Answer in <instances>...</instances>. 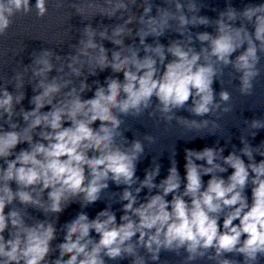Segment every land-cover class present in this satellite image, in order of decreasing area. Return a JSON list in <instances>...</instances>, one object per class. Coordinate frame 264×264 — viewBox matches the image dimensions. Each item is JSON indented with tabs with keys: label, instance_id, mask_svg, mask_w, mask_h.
Masks as SVG:
<instances>
[{
	"label": "clouds",
	"instance_id": "9594fccd",
	"mask_svg": "<svg viewBox=\"0 0 264 264\" xmlns=\"http://www.w3.org/2000/svg\"><path fill=\"white\" fill-rule=\"evenodd\" d=\"M170 2L174 11L156 6L152 15V0H142L139 16L125 15L133 12L137 0L72 3L69 7L75 14L89 21L78 44L70 45L72 51L66 56L52 49L34 52L31 64L5 78L0 87V121L4 122L0 124V264H106L105 257H130L131 264H147L140 248L153 262L160 260L162 251L179 255L181 250L186 253L184 264L205 257L216 264H259L264 257V159H255L256 155L264 157V144L253 147L241 137L239 153L232 150L227 156L222 155L223 148L185 149L183 178L174 156L166 178L154 183L160 174V164L155 163L138 183L136 168L144 144L124 137L121 117L139 116L155 98L166 121L176 119L189 129L201 130L209 125L208 120L175 117L174 110L185 109L189 101L187 111L196 117L220 109L212 86L222 75L220 65H231L240 73V93L251 95L264 54V3L249 4L240 11L228 5L212 20L198 15L201 8L195 0ZM46 5L47 0H35L38 17L47 14ZM56 6L64 7V0H57ZM32 9L31 0H0V36L6 34L12 16ZM96 16L120 22L111 29L103 23L93 27L90 21ZM173 22L174 31L182 38L165 46L159 37L172 29ZM133 24L139 25L135 32L130 27ZM213 24L215 34H195L202 45L197 51L189 26ZM133 37L139 44L126 45L125 38ZM148 37L155 38L154 42L146 43ZM105 40L119 50L107 49ZM242 48L233 60V54ZM105 69L123 73V81L113 76L106 78V86L95 81L94 96L84 99L83 94L92 90L88 77ZM29 72V84L35 82V94L29 101L33 107L17 110L25 99ZM73 77L80 78L78 86ZM8 85H14V91L10 92ZM219 97L225 103L231 98L226 90ZM46 107L50 110L43 111ZM230 111V106L223 109ZM97 121L99 126L94 128ZM211 123L213 129L219 127L215 121ZM245 124L253 130V138L257 130L264 129V119L245 120ZM145 139L154 141L152 136ZM24 143L28 147L16 151ZM229 168L233 171L225 178L221 174ZM204 176H210L206 184ZM109 181L124 186L119 196L124 202L120 222L109 207L93 219L81 211L63 225L65 235L63 242L55 245L59 253L55 259L51 257L57 222L37 219L29 224L20 208L11 207L15 203L29 206L44 217L55 215L58 221L71 203L78 202L86 209L100 200ZM145 188L148 195L140 201L139 193ZM93 231L98 240L90 234ZM226 254L242 256L243 261L226 258Z\"/></svg>",
	"mask_w": 264,
	"mask_h": 264
},
{
	"label": "water",
	"instance_id": "95a60500",
	"mask_svg": "<svg viewBox=\"0 0 264 264\" xmlns=\"http://www.w3.org/2000/svg\"><path fill=\"white\" fill-rule=\"evenodd\" d=\"M83 2V0H64V7L57 8V0H47L48 12L43 17H38L34 8L35 0H31L33 9L31 12L25 14L23 12H17L11 17V25L8 28L4 36H0V87H3L5 78H11L15 70L23 71L25 65L32 63V54L39 53L45 49H52L61 56H66L72 51L70 45L78 44L82 29L89 23L84 20L81 16L75 14V10L69 7L72 3ZM142 0H137V6L133 7V12L126 13L125 15H136L142 14L143 9L140 4ZM182 3L187 4L188 0H181ZM153 12L152 15L156 14V6L168 7L174 11V5L170 0H152ZM195 3L200 9L198 15L207 16L214 20L218 18V14L221 11H225L228 5L236 8L238 11L249 4L259 5L264 3V0H195ZM193 13H189L192 15ZM93 27H97L99 24L109 25V28L113 27L119 20L102 18L96 16L92 21ZM236 26H239L237 21ZM135 29L139 27L138 24L130 25ZM249 31H253L251 25H247ZM191 34L193 35V47L197 51L201 48V43L195 40V34L198 32H209L215 34L214 24L213 26H189ZM175 22H173L172 29L166 31L165 34L159 37V42L167 46L170 41L175 39H181L178 33L175 31ZM188 33H186L187 36ZM153 37L146 38V43H153ZM133 42L139 44V39L134 41L133 38H125V44L130 45ZM104 46L112 50L116 48L110 41H103ZM139 46V45H137ZM246 47V45H245ZM116 50H119L116 48ZM243 51V48L233 54L232 59H235L239 52ZM111 51L109 52V56ZM144 55L143 51L140 53ZM168 59H171L169 57ZM222 69V75L218 76L213 82V89L216 93V101L220 103V109L215 110L212 114L205 117L193 116L187 108L191 106V101L185 106V109L174 110L175 117H183L189 120L195 119L208 120L210 123L207 127L201 130L189 129L182 124L177 123L176 119L166 121L163 115L157 109V101L153 98L152 106L144 110L139 116H124L121 117L123 123L121 125V131L124 137L131 142L133 139H139L144 144L145 152L137 163L136 177L139 181H142L145 177L146 170H151L155 163L160 164V174L155 178L154 183H159L160 180L166 178L168 175V169L171 167L170 160L174 157L177 161L178 171L183 178L185 176V149L201 150L204 147L223 148L224 152L222 155L227 156L232 150H235L241 143L240 138L248 134V129L245 124V120H251L253 118L259 119L262 113H264V54H261L260 63L257 67L260 69V75L255 79L254 88L251 95H242L240 93V73L236 72L231 65L219 66ZM55 71L52 75H55ZM31 75L29 72L25 76V99L21 102V105L17 106L19 110L20 106H23L26 110H31L33 107L29 101L35 94L33 92L32 85L29 84L28 77ZM87 75V72H85ZM113 76L123 81V73H112L111 69H105L104 71L97 70V75L89 76L87 83L91 86L92 90L87 91L83 94L84 99H89L94 96L97 85L95 81H99L100 85H105L107 77ZM82 78V77H81ZM80 78L73 77L74 83L78 86ZM8 90L14 91V85H8ZM222 90H226L230 93V101L227 103L220 101L219 93ZM230 106L231 111L228 113L223 112L225 107ZM50 110V107H46L43 111ZM151 113V114H150ZM215 121L219 127L213 129L212 123ZM0 121V124H3ZM22 124V119L20 120ZM97 121L93 127L99 126ZM23 126V125H21ZM69 126V124H65ZM7 127V125H5ZM146 136L154 137L153 142H149L145 139ZM122 138H118V142H121ZM235 146V147H234ZM26 143L17 146L16 151L22 148H27ZM14 158V157H13ZM3 161H0L2 164ZM202 163V162H198ZM210 176H204L203 180L206 184ZM134 185L135 186H138ZM13 189L16 185L12 184ZM123 185L117 186L109 181L108 189L104 190L100 194V200L90 205L86 209H82L78 202L71 203L65 210L57 217L55 215H49L44 217L42 212L30 208L29 206H21L18 203L13 204L11 207L20 208L25 213L27 223L34 224L37 219H49L56 223L57 238L52 242L53 255L51 259H55L58 256V252H55V245L63 242L64 224L74 219L78 213L84 211L87 213L90 219L95 218L96 214L101 210L109 207L110 210L114 211L119 223L120 216L123 215L122 204L124 202L119 201L120 193L123 191ZM183 188V185H182ZM181 188V190H182ZM157 190L153 189V194ZM148 195V190L142 189L139 193L138 199L143 201L145 196ZM46 198V193H45ZM171 200V195L167 197ZM9 209L6 208L7 212ZM95 239H99L98 234L94 231L90 233ZM8 233L5 232L7 238ZM139 254L146 257L148 253L143 249H138ZM106 264H131V258H125L123 260H108L105 257Z\"/></svg>",
	"mask_w": 264,
	"mask_h": 264
}]
</instances>
